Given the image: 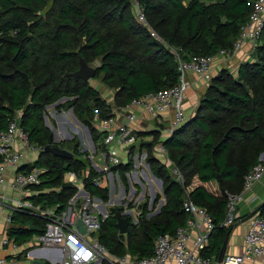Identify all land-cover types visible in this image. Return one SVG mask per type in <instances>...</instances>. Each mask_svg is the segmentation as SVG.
<instances>
[{
  "label": "trees",
  "instance_id": "obj_1",
  "mask_svg": "<svg viewBox=\"0 0 264 264\" xmlns=\"http://www.w3.org/2000/svg\"><path fill=\"white\" fill-rule=\"evenodd\" d=\"M252 5L253 0H0V130L18 115L31 144L42 149L46 144L58 145L73 153L65 159L40 150L34 162L20 167L44 169L40 184L32 187L36 194L31 199L57 210L66 208L78 188L64 176L74 171L82 176L90 197L108 200V183L104 178L101 184H94V178L103 174L87 163V153L78 149L81 145L74 140L69 142L72 146L54 142L44 122L46 106L66 98L56 108L68 105L73 109L89 129L98 151L103 133L94 123L95 115L107 118L113 115V105L123 107L132 98L177 82L172 53L152 38L150 29L180 48L184 58L211 56L232 45ZM137 9L147 26L138 18ZM80 57L89 65L98 62L93 79L100 77V83L113 92V105L89 81L67 75L77 70ZM133 133L140 139V147L147 150L151 171L163 181L165 202L159 213L149 218L146 203L140 205L142 216L137 223L125 215L129 221L125 235L116 227L115 213L121 208H110L97 233L100 243L116 256L151 254L159 235H174L177 227L185 224V188L197 177L218 186V194L203 185L189 193L210 214L214 225L201 255L217 259L226 233L249 213L240 212L231 224L223 226L228 209L225 192L239 194L243 190L245 174L264 152V27L253 60L242 62L236 76L226 68L216 73L184 124L165 138L154 130ZM159 142L179 169L182 183L155 156L154 146ZM134 146L128 147L127 162L111 168L124 185L125 173L133 165ZM257 213L264 219V205ZM30 225L43 228L45 220L15 211L7 235L22 244L38 233L29 229Z\"/></svg>",
  "mask_w": 264,
  "mask_h": 264
},
{
  "label": "built area",
  "instance_id": "obj_2",
  "mask_svg": "<svg viewBox=\"0 0 264 264\" xmlns=\"http://www.w3.org/2000/svg\"><path fill=\"white\" fill-rule=\"evenodd\" d=\"M136 13L141 22L147 26L143 13L139 9ZM263 27L264 0H253L249 18L241 25L238 37L229 48L220 49L211 56L188 55V58L183 57L184 53L180 48L168 44L150 29L152 38L162 43L172 53L178 71L177 82L173 86L132 98L125 106L118 108L123 114L122 119H118L119 113L115 111L107 118L100 119L98 115L94 116V123L103 133L102 148L97 151L93 147V151L86 156L96 165V170L103 174L94 178V184H101L105 178L109 186L108 178H110V184H113V176L119 180L118 173L111 169L121 163L119 157L114 154V147L119 145L128 152V147L136 142L133 132L141 116L157 120L169 114L164 128L168 135L187 121L184 109L185 92L189 87L187 73L192 72L200 80L209 82L213 77L211 68L214 59L217 56H233L245 43H255ZM17 141H20L27 152L39 153L42 150L29 142L26 132L19 125L18 115L9 120L5 129L0 130V214H4L6 225L0 233V241L1 247L12 252L9 256L0 257V264H21L20 258L31 262L33 259L31 247L34 246L56 249L61 258L52 264H101L102 261L110 264H218L216 259L204 258L201 255V251L209 244L214 225L210 214L190 197L187 187L182 201V208L187 217L185 224L177 227L174 235H159L154 241L152 253L147 256L137 258L127 253L116 256L108 252L97 236L101 223L109 213L105 202L101 199L90 197L88 194L87 197L82 198L87 202L82 208H77L68 202L69 205L60 210H57L56 206H42L31 199L33 195L27 191L40 184V176L44 169L36 167L20 169L23 165L24 152L15 148ZM112 144L113 147H111ZM154 150L164 158L168 169L177 181L182 183V175L169 159L163 143H157ZM9 172H12V178L7 182ZM263 175L264 152L259 155L257 163L245 174L243 190L239 194L225 192L228 198V209L222 222L223 226L233 222L237 216L233 214L236 211V204L241 200L247 198V205L250 206L248 211L252 210L257 196L250 191ZM65 177L67 179L64 178L65 181L71 184H76L82 179V176L78 177L74 171L66 172ZM5 185H8L16 196L6 195L3 190ZM7 209L8 212H6ZM15 211L25 212L45 220L41 231L22 244H18L7 235V229ZM78 219L84 225L85 233L79 231ZM134 221H136L135 217ZM248 222L240 253L225 254L221 264H248L255 258L264 260V219L255 213ZM192 235L193 238H191ZM17 255L19 259H16Z\"/></svg>",
  "mask_w": 264,
  "mask_h": 264
},
{
  "label": "rangeland",
  "instance_id": "obj_3",
  "mask_svg": "<svg viewBox=\"0 0 264 264\" xmlns=\"http://www.w3.org/2000/svg\"><path fill=\"white\" fill-rule=\"evenodd\" d=\"M250 45L251 47L249 49V53H250L249 58H247L245 61L253 60L254 53L258 45V39L255 41V43H250ZM242 62L244 61L242 60ZM242 62L239 61V63L236 65L235 63H232L230 66H226V69H228L233 76H236L237 68ZM92 65L95 67L98 65V62L95 61ZM88 81L92 86L96 87L99 90L102 97L105 98L109 104L111 105L113 104L112 91L100 83V77H97L96 79L91 78ZM188 89L186 90L185 95L187 94ZM66 100L67 99H62L59 101V103L63 104ZM45 109L47 110V115L44 116V122L46 120L48 122V125L46 124L45 125L52 131L54 137H56L58 142H61L65 145L69 144L70 146H72L71 143L69 142H71L70 140H74L81 145L78 148L79 151L82 153L86 152L87 156H89L90 152L93 151L92 145L90 143L91 139H89L90 131L89 133L87 132L83 124L74 115L73 109L68 105H64L59 108H56L54 103L50 104L48 107H45ZM49 110H55L56 113H58L59 115L61 113H64L65 116L67 115L70 123L61 125L62 126L61 129H59L58 126L53 127V124H51L50 120L55 117L54 114L55 112L48 113ZM57 125H59L58 122ZM145 140H150V137H146ZM92 143H93V147H95V143L93 141ZM111 147H113V144L111 145ZM146 153H147L146 148L140 147V139H136L132 154V160H131L133 165L132 168L125 173L126 185L122 183L119 174H118L119 180H117L115 176L112 177L113 184H110V178H108V182H109V186L107 189L108 200L107 201L102 200L103 202H105V206H107V210H109L111 207L121 208L120 212L122 211L126 212L127 216H129L131 221L134 223L135 222L137 223V221L140 220V217L142 216L141 209H138V206L140 205L142 206V204L146 203V212L150 213L156 211L162 202V198L161 201H158L159 199L158 196L160 197L162 196L163 183L161 185V182L159 180H156L155 177L157 176L153 174L150 167L148 166V161H147L148 157L146 156ZM32 154L37 155L38 153L37 151H35ZM114 154L119 157L122 163L128 161L127 152L121 146L118 145L114 147ZM87 159H88L87 163L90 164L94 169H97L93 161H91L89 157ZM77 185L78 186L80 185L79 181L77 182ZM81 187L82 186L80 185V188ZM253 187L250 193L253 192L252 191ZM78 192L79 190H77L74 193L73 197L75 196L76 197L73 201L71 200L73 198L72 197L69 200V204H74L75 207L82 208L83 206L82 204H87V202L86 200L81 199L84 198L85 195H83L82 193L78 194ZM8 195H12V194L8 193ZM259 196L260 199H258L257 197L256 201L254 202L255 206L260 204L264 200V194H259ZM151 201H152V206H151ZM241 202L242 200L236 204V211L233 214L237 215L239 212H242V214H244L248 211V208L240 209V207H242L243 205ZM6 212H8V209L6 210ZM134 217L136 218V221H134ZM2 229L3 227L0 228V233ZM0 249L2 250L5 249L4 247H1V241H0Z\"/></svg>",
  "mask_w": 264,
  "mask_h": 264
},
{
  "label": "crops",
  "instance_id": "obj_4",
  "mask_svg": "<svg viewBox=\"0 0 264 264\" xmlns=\"http://www.w3.org/2000/svg\"><path fill=\"white\" fill-rule=\"evenodd\" d=\"M250 47H251L250 43L247 42L233 56H227V57L226 56H217L214 59L213 64H212V68H211L212 72H213V75L218 73L220 69L226 68V66H230L232 63H235V65H236V64L239 63V61L242 62V60L245 61L247 58H249V54H250L249 53V49H250ZM187 78H188V81H189V87H188L189 89L187 88L188 91H187V94H186V97H185V101H184V109H185L186 119L188 120L194 114L195 108H196V106H197V104L199 102L200 97L205 92L206 87L208 85V82L200 80L192 72L187 73ZM112 94H113V92H112ZM112 97H114V96H112ZM55 110H49V112H48V113L55 112L54 113L55 117L52 118L50 121H51V124H53V127L58 126L59 129H61V127H62L61 125L69 124L70 122L68 120L67 115L65 116L64 113H61L59 115L58 113H56ZM112 111H113V113H114V111L116 113H119L117 115L118 119H122L123 114L120 112L118 107L112 106ZM168 117H169V114L161 116L157 120H153V119H148V118H144V117L141 116L140 120L135 125L134 129H135V131H151V130L158 131V132H160L161 137L165 138L166 136H169L167 134V132H165V130H164V128L166 127V123H167V118ZM57 122L59 123V125H57ZM53 130H54V128H53ZM63 137H65V136H63ZM61 138H62V136H61ZM90 139H91V135H90ZM15 148L18 149V150H23V152H24L23 158H22V164L23 165H25L27 163L34 162L36 160L37 156H38V154L37 155L32 154L34 152L25 151L23 146H22V144L20 143V141L16 142ZM92 148H93V146H92ZM154 154L160 160V162L162 164L167 166V164L165 163L164 158L160 154L155 152V150H154ZM148 166H149V164H148ZM11 178H12V172H9V174L7 176V182H9V180ZM64 178L66 179L65 176H64ZM155 178H156V180H159L161 182V185H162V183H163L162 179L160 177H155ZM77 182H76V184H73V185L77 186V188H78L77 190H79V192H78V194H79L81 189H83V179H81L79 181L80 185L82 186L81 188H80V185L79 186L77 185ZM198 185H203L209 191H211L212 193L218 194V186H217V183L215 181L201 182V181L198 180L197 177H194L192 184L190 186H188L187 188L190 191L193 187H196ZM3 190H4V193L6 195H8V193L12 194V195H8V196H12V197L16 196V193L13 192L8 187V185H5ZM252 191H253L252 194L256 195L258 197V199H260L259 198L260 197L259 194H264V176L262 177V179L259 182H257L255 184V186L253 187ZM27 192L30 195L36 194V192L34 190H32V189L28 190ZM161 198H162V202H161L159 208L156 211H154V212L148 213L146 215L147 218L159 213L161 206L165 202V195L163 193V190H162V196L158 199V201H161ZM73 199L74 198H72L71 200L73 201ZM82 200H84V199H82ZM241 203L243 205H242V207H240V209H246V208L250 207L249 205H247V198H246V200H243ZM256 206L254 204L252 209H254ZM0 225H1V227H3V229L6 227V225L4 223V214H0ZM248 225H249L248 221H245V222L240 223V224L235 223V225H233V228L231 229V231L229 233L225 254L234 255V254L240 253L243 237H244V234L246 233V231L248 229ZM191 238H193V235L191 236ZM31 249H32V253H33V258H39V259L45 260L46 264H52L53 262H58L60 260V258H61L60 254L56 251V249H52V248H48L47 249V248H41V247H38V246L31 247ZM11 253L12 252H10V250H6V249L2 250V249H0V257L9 256V255H11ZM21 259L22 258H20L21 264H30V261H28L26 259H23V260H21ZM248 264H264V260L261 259V258H255L254 260H252Z\"/></svg>",
  "mask_w": 264,
  "mask_h": 264
},
{
  "label": "water",
  "instance_id": "obj_5",
  "mask_svg": "<svg viewBox=\"0 0 264 264\" xmlns=\"http://www.w3.org/2000/svg\"><path fill=\"white\" fill-rule=\"evenodd\" d=\"M95 70L96 69H95V67L93 65H89L82 57H80L79 58V65H78L77 70H75L74 72H72L70 74H67V75H71V76H73L75 78H81L84 81H88L91 78H93V76L95 75ZM62 99H66V98L59 99L58 102L55 103L54 105L56 106L59 103V101L62 100ZM46 107H48V106H46ZM45 124L48 125L47 120L45 121ZM83 126L86 128L87 132L89 133L88 128L85 125H83ZM89 139H90V133H89ZM54 142L58 143V140L56 139V137H54ZM90 142H91V144L93 146L92 140H90ZM42 151L49 152V153L53 154L54 156L65 158V159H70V158L73 157V153L70 150H68L66 148H62V147H60L58 145L46 144L44 146V148L42 149ZM67 186H69V185H67ZM80 193L85 195V197L88 196V192L85 191L84 189H81ZM75 197H73V198L75 199ZM151 205H152V201H151ZM262 205H264V200L260 204H258L254 209H252L246 216L240 218L236 223L240 224V223H243L245 221H248V219L252 215H254L255 213L258 212L259 208ZM111 211H113V207H111ZM125 215H127V213L123 212V211L115 213L116 227L118 229L119 234H123V235L127 234L128 226H129V221L125 217ZM77 227H78V229H79V231L81 233H85L86 232V229H85V227L82 224L80 219L77 220ZM29 229L34 230L36 232H40L41 231V228L35 227L33 225H30ZM228 237H229V231L225 235V238H224V240L222 242V245L220 247L219 255H218L217 259H216L218 264L222 263L223 258L225 256L226 246H227V242H228ZM30 264H46V261L42 260V259H39V258H33L31 260Z\"/></svg>",
  "mask_w": 264,
  "mask_h": 264
},
{
  "label": "clouds",
  "instance_id": "obj_6",
  "mask_svg": "<svg viewBox=\"0 0 264 264\" xmlns=\"http://www.w3.org/2000/svg\"><path fill=\"white\" fill-rule=\"evenodd\" d=\"M85 190V189H84Z\"/></svg>",
  "mask_w": 264,
  "mask_h": 264
}]
</instances>
